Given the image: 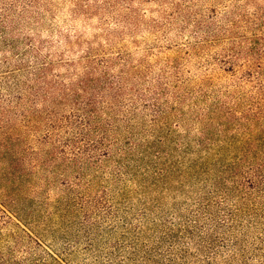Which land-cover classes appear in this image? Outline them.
Returning a JSON list of instances; mask_svg holds the SVG:
<instances>
[{"label": "rangeland", "instance_id": "374dc122", "mask_svg": "<svg viewBox=\"0 0 264 264\" xmlns=\"http://www.w3.org/2000/svg\"><path fill=\"white\" fill-rule=\"evenodd\" d=\"M261 85L264 0H0V202L66 264H171Z\"/></svg>", "mask_w": 264, "mask_h": 264}, {"label": "trees", "instance_id": "16d2710c", "mask_svg": "<svg viewBox=\"0 0 264 264\" xmlns=\"http://www.w3.org/2000/svg\"><path fill=\"white\" fill-rule=\"evenodd\" d=\"M81 86L87 88V83L83 81ZM124 87L123 84L116 87L113 95L102 90L107 95L105 99L116 101L125 92ZM257 93L264 103V86ZM102 98L98 93L89 96L83 102V110L94 111L87 109L101 103ZM257 117L253 135L241 142L240 166L228 174L224 171L223 181L208 192L205 201L197 203L193 217L171 229L163 240L170 243L166 246V260L171 264H177L178 260L185 262L190 256L196 264H264V109ZM50 124L53 129L57 125ZM115 125L105 122L97 126L106 133ZM52 136L50 132L48 138ZM13 210L10 204L0 202V264H66ZM254 253L256 257H251ZM255 258L257 263H253Z\"/></svg>", "mask_w": 264, "mask_h": 264}]
</instances>
